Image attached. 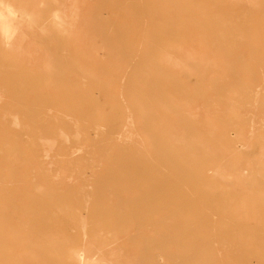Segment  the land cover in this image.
Returning <instances> with one entry per match:
<instances>
[{
    "label": "rangeland",
    "instance_id": "obj_1",
    "mask_svg": "<svg viewBox=\"0 0 264 264\" xmlns=\"http://www.w3.org/2000/svg\"><path fill=\"white\" fill-rule=\"evenodd\" d=\"M0 264H264V0H0Z\"/></svg>",
    "mask_w": 264,
    "mask_h": 264
},
{
    "label": "bare ground",
    "instance_id": "obj_2",
    "mask_svg": "<svg viewBox=\"0 0 264 264\" xmlns=\"http://www.w3.org/2000/svg\"><path fill=\"white\" fill-rule=\"evenodd\" d=\"M76 136V135H75Z\"/></svg>",
    "mask_w": 264,
    "mask_h": 264
}]
</instances>
